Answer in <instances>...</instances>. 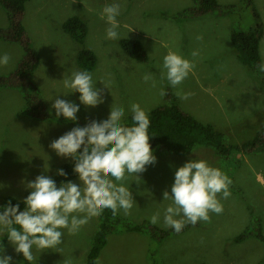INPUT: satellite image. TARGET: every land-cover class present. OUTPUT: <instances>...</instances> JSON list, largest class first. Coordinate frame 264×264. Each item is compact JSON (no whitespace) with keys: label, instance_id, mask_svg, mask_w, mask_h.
<instances>
[{"label":"rangeland","instance_id":"rangeland-1","mask_svg":"<svg viewBox=\"0 0 264 264\" xmlns=\"http://www.w3.org/2000/svg\"><path fill=\"white\" fill-rule=\"evenodd\" d=\"M222 8L205 13H182L197 6L196 0H30L22 16L26 37L39 54V65L33 80L51 118H32L26 112L24 93L13 87H0V208L6 197L24 200L30 189L27 181L37 175H54L71 157H61L49 144L76 126L90 120L107 119L113 104L125 108V120L131 116L129 106L137 102L147 113L168 103L173 94L181 109L198 120L214 124L226 134L230 144H242L264 129V71L244 64L233 43V34L250 32L260 15L264 25V0H217ZM119 3L117 17L120 38H106L108 24L101 19L106 4ZM234 6L235 8L231 7ZM78 16L86 21L88 33L84 44L64 30V23ZM0 27L9 28L8 12L0 5ZM131 30V31H130ZM203 35V40L196 39ZM122 39L143 43L148 59L131 57L121 46ZM96 55V67L89 71L96 87L104 88L103 102L85 107L78 92H69L63 79L74 71H83L78 62L81 49ZM199 50L195 67L179 86L191 93L187 100L176 95L167 79H161L163 57L174 51L193 60L191 52ZM8 53L11 60L0 66V77L12 74L26 50L21 43L0 39V56ZM261 63H264V32L260 41ZM151 72L156 87L145 83L143 74ZM163 88L166 95H159ZM78 104L76 121L56 116L55 99ZM83 146L78 151H82ZM153 151V150H152ZM157 160L140 173V179L129 176L128 183L136 205L131 215H120L142 224L159 211L163 226V211L171 200H163L165 190L171 193L175 171L191 159H204L221 169L232 180L231 196L223 199L221 214L210 213V221H198L187 231L165 238L149 231L125 232L108 236L100 264H264V242L253 235L238 241L236 237L258 227L264 234V147L258 151H235L229 156L218 155L213 148L198 147L189 154L178 155L153 151ZM48 165V170L45 167ZM139 184H137V181ZM80 184L78 176L72 180ZM22 211L23 209H19ZM100 222V215L91 218L80 231L64 230L60 251L33 249V264H87L88 254ZM6 236V235H5ZM5 236H0V243ZM160 236V234H159ZM3 254L13 257L12 264H21L8 239Z\"/></svg>","mask_w":264,"mask_h":264},{"label":"clouds","instance_id":"clouds-1","mask_svg":"<svg viewBox=\"0 0 264 264\" xmlns=\"http://www.w3.org/2000/svg\"><path fill=\"white\" fill-rule=\"evenodd\" d=\"M74 2V0H73ZM119 3L106 4L100 15L108 24L106 38L119 39L120 15ZM131 31V30H130ZM197 40L202 41L203 35ZM193 60L184 58L174 51L163 57L161 79H167L176 95L187 100L191 93H184L179 86L195 67V58L199 50L191 52ZM11 60L8 53L0 56V66H7ZM264 71V63L257 65ZM145 83L151 82L156 87V80L151 72L143 74ZM104 88L109 85L99 80ZM64 87L69 92H78L79 101L85 107H95L103 102L104 88L96 87L92 74L86 70L74 71L63 79ZM163 97L166 92L160 89ZM56 116L76 121L79 105L64 99H55L51 106ZM131 124L125 121V108L112 103L107 119L90 120L85 126L73 127L49 144L58 156L71 157L75 163L73 171L78 175L80 184L72 181H56L44 174L37 175L35 180L27 181L25 187L30 189L23 200L24 209L19 204L13 206L11 201L2 206L0 212V236H7L16 253H22L24 260L33 262V249L39 253L46 250L60 251L64 230L69 234H77L88 221L110 209L113 216L121 210L124 215H131L136 201L128 183L129 176L140 179V173L146 171L148 165L156 163L150 145V117L147 111L137 102L129 106ZM83 146L82 151H78ZM48 170V165L45 171ZM67 176L63 169L57 172ZM139 184L138 180L136 181ZM232 180L221 169L211 166L204 159H191L176 169L171 193L165 190L163 200H171L163 211V226L180 232L186 224L195 225L198 221L209 222L210 213L221 214L223 205L218 199L231 196ZM161 213L157 211L150 218L152 225L160 223ZM0 246V264H12L13 257L3 254ZM97 264L100 261L97 260Z\"/></svg>","mask_w":264,"mask_h":264},{"label":"trees","instance_id":"trees-1","mask_svg":"<svg viewBox=\"0 0 264 264\" xmlns=\"http://www.w3.org/2000/svg\"><path fill=\"white\" fill-rule=\"evenodd\" d=\"M30 0H0V5L8 12L10 27H0V39L10 42L21 43L25 50V56L20 62L17 69L7 78L0 77V87H13L24 93L27 101L26 112L32 118L48 120L51 115L48 113L46 105L42 97L39 95L37 86L34 84L33 76L39 65V54L36 50L30 47L29 40L26 37V29L22 24V16L26 8L27 2ZM197 6L189 8L188 11L182 13L201 14L209 10L222 8L217 0H196ZM235 8L234 6H231ZM258 19L257 26L250 32H239L233 34V43L237 50L240 60L255 70H258L257 65L261 64L260 41L264 32L263 22L260 20V15L255 13ZM64 30L70 34L77 42L84 44L88 26L85 20L78 16H74L64 23ZM121 46L133 58L146 61L148 55L143 43L136 39H122ZM78 62L82 70L91 71L96 67V55L90 49H81ZM168 103L160 105L148 112L150 117V145L153 151L161 153H170L178 155H186L198 147H210L215 150L218 155L229 156L235 151L252 152L263 149L264 147V129L260 130L256 136L242 144H230L227 142V137L224 132L218 130L212 123H205L198 120L192 114L180 108L176 97L168 93ZM131 124V116L125 120ZM75 161L64 164L60 169H63L67 176H60L57 172L50 176L53 178L57 186L61 182H67L78 175L74 173ZM29 194V193H28ZM27 194V195H28ZM11 201L13 206L19 204V209H24L23 200H17L14 197H6L4 205ZM3 205V206H4ZM3 207L0 208V212ZM192 224H186L180 232L187 231ZM252 232L249 229L236 237L238 241L245 240L249 235H253L264 242V234L260 228ZM149 231L152 236L165 238L172 234L178 233L174 229H162L150 222L136 224L135 222L123 217L120 213L116 216L112 215L110 209H105L100 215V222L96 231L94 242L88 254L87 264H97L100 261L102 250L108 244V236L111 234H120L125 232H143ZM160 234V236H159ZM7 240L5 236L0 246H4ZM21 264H30L24 260L21 253ZM31 264H33L31 262Z\"/></svg>","mask_w":264,"mask_h":264}]
</instances>
